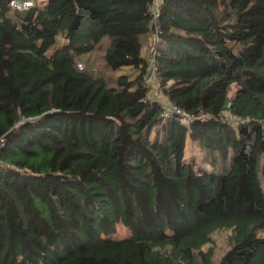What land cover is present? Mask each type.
<instances>
[{
	"label": "trees",
	"instance_id": "obj_1",
	"mask_svg": "<svg viewBox=\"0 0 264 264\" xmlns=\"http://www.w3.org/2000/svg\"><path fill=\"white\" fill-rule=\"evenodd\" d=\"M10 1L0 264H264V0H162L157 28L155 0ZM99 49L116 78L80 62ZM188 136L213 171L186 162Z\"/></svg>",
	"mask_w": 264,
	"mask_h": 264
},
{
	"label": "rangeland",
	"instance_id": "obj_2",
	"mask_svg": "<svg viewBox=\"0 0 264 264\" xmlns=\"http://www.w3.org/2000/svg\"><path fill=\"white\" fill-rule=\"evenodd\" d=\"M41 5H44V3H41ZM153 34L149 37L147 44L145 47L147 50H144V55L149 59L151 58V53L153 50L154 46V39H153ZM63 43V42H61ZM102 50H97L94 53H92L90 59L85 58L84 60L80 61L81 63L84 64L85 68V60H87L88 64L90 67L94 70V73L100 76H105L107 78H116L120 72H117V74H113L108 69L105 67V63L103 62V58L101 55ZM130 73V71H128ZM237 92V89L234 87L231 93V96H234ZM151 98H156V99H162L166 100L165 96L162 95L158 87L156 89H153L151 92ZM205 153L201 149V144L199 141H193L190 136H188L187 139V147H186V152H185V160L187 163L191 164L196 171L198 172H211L213 171V167L207 163L205 160ZM131 235L130 231L124 227L123 225H119L117 227V233L114 236L109 237L110 239L114 240H123L128 238ZM226 235L227 233L222 232L219 233L215 236V240L217 241V246H220V253L222 254L223 249H227L225 247L226 245Z\"/></svg>",
	"mask_w": 264,
	"mask_h": 264
},
{
	"label": "built area",
	"instance_id": "obj_3",
	"mask_svg": "<svg viewBox=\"0 0 264 264\" xmlns=\"http://www.w3.org/2000/svg\"><path fill=\"white\" fill-rule=\"evenodd\" d=\"M161 4H162V0H155L153 5L151 6V12H152V16H153L152 23L155 26V28H157V22H158V19L160 17L159 8H160ZM34 5H35L34 0H11L10 1V7L14 10H17V11L28 10L29 8L33 7ZM152 37L154 39V46H153V50H151L152 51L151 58L148 59L150 61L151 66H150L148 74L146 75V84L148 86H151L154 83V78H155V74H156L154 57H155V48H156V45L158 43L157 32H155V34ZM144 50H147V48L144 47ZM163 116L165 118L177 117L178 119H180V121H182L184 123L191 121L190 117H187L186 115H184L182 110L173 104H168L166 106V110H165ZM233 119L236 120L235 117ZM236 123H238V122H236ZM5 143H6L5 138L2 137L0 139V147L4 146Z\"/></svg>",
	"mask_w": 264,
	"mask_h": 264
}]
</instances>
